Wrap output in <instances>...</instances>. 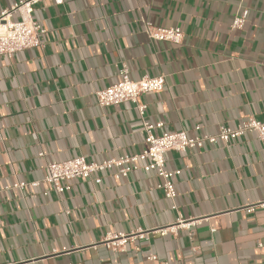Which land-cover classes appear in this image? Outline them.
Masks as SVG:
<instances>
[{
  "label": "crops",
  "instance_id": "0c3cea01",
  "mask_svg": "<svg viewBox=\"0 0 264 264\" xmlns=\"http://www.w3.org/2000/svg\"><path fill=\"white\" fill-rule=\"evenodd\" d=\"M17 1L0 0V10ZM244 9L246 22L232 28ZM33 18L46 29L42 45L0 55V264H264V139L255 132L166 152L165 166L181 169L176 209L144 170L73 179L61 194L43 182L51 160L142 151L135 104L95 101L121 61L135 80L164 75L159 92L138 98L144 120L163 123L158 133L264 120V0H42ZM145 21L179 26L184 39L152 41ZM181 219L198 223L160 235ZM120 235L124 251L106 248Z\"/></svg>",
  "mask_w": 264,
  "mask_h": 264
},
{
  "label": "built area",
  "instance_id": "2783aa9c",
  "mask_svg": "<svg viewBox=\"0 0 264 264\" xmlns=\"http://www.w3.org/2000/svg\"><path fill=\"white\" fill-rule=\"evenodd\" d=\"M42 0H18L9 7L0 10V55L10 58L14 53L41 46L40 36L46 32L39 22L33 18L34 6ZM60 1V0H56ZM248 10H242L236 15L231 23L232 28H240L246 22ZM145 33L152 41H168L171 43H181L184 39L183 32L179 26L163 27L155 26L149 21H145ZM118 80L103 89L96 90V104L102 108L109 105H118L122 102H132L142 120L141 130L144 132V146L141 152L126 154L120 157H110L102 161H88L82 156H75L67 160H51L47 163V173L43 182L48 183L58 193H64L70 189V181L73 179H91L99 183L101 178L99 173L113 171L116 178H124L135 170L153 172L160 181L156 188L163 191L164 196L172 203V208L176 209L174 203L177 197L176 184L174 179L180 175L181 169L170 170L165 166L166 152H187L192 149L202 148L205 144H215L216 142L226 143L234 140L248 132H255L260 139H264V120H258L253 116L241 119L234 127L220 125L215 134H197L189 136L186 130H162L163 123H151L144 120L147 104L139 102L138 98L142 93L159 92L165 84L164 75L149 76L144 75L140 79H132L129 75V66L125 61L116 64ZM196 131L199 126L195 127ZM42 155V153H40ZM26 182H15L12 188L23 189ZM30 186H38L39 181L29 182ZM46 195L47 192H44ZM252 207L247 208L252 212ZM198 221H182L172 226H165L160 229V235L167 233H177L180 229H189ZM127 238L122 235L109 239L106 248L113 251H124ZM262 245L261 242L258 243ZM148 259L156 260V256L150 254ZM74 264V263H71ZM163 264H167L164 262Z\"/></svg>",
  "mask_w": 264,
  "mask_h": 264
}]
</instances>
